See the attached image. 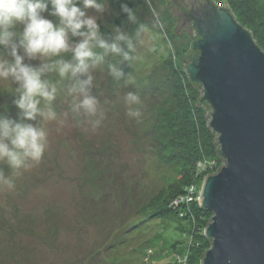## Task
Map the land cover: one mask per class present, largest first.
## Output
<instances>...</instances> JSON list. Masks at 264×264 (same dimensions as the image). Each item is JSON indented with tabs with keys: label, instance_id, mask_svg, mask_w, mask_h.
Here are the masks:
<instances>
[{
	"label": "rangeland",
	"instance_id": "rangeland-1",
	"mask_svg": "<svg viewBox=\"0 0 264 264\" xmlns=\"http://www.w3.org/2000/svg\"><path fill=\"white\" fill-rule=\"evenodd\" d=\"M118 1L107 0L97 22L111 33L120 27L133 36L143 25L140 59L122 63L125 77L114 80L107 65L119 58H106L94 90L103 126L92 131L70 117L58 133L51 124L41 162L15 177L14 191H0V264H189L201 230L206 237L213 213L202 211L199 197L205 179L225 161L206 156L203 170L194 174L192 160L174 156L191 150L196 138L201 143L194 127L209 128L210 121L204 109L193 110L194 116L180 101L186 95L194 106L203 97L181 64L193 43L191 32L177 33L170 0H129L134 23L119 20ZM214 1L245 20L239 23L264 46V0ZM128 91L140 96L138 119L127 115ZM14 99L0 85V116L18 121Z\"/></svg>",
	"mask_w": 264,
	"mask_h": 264
},
{
	"label": "clouds",
	"instance_id": "clouds-1",
	"mask_svg": "<svg viewBox=\"0 0 264 264\" xmlns=\"http://www.w3.org/2000/svg\"><path fill=\"white\" fill-rule=\"evenodd\" d=\"M106 8L107 0H0V85L13 93L21 113L18 121L0 116V165L11 172L0 168V191H14L15 177L41 162L51 124L58 133L70 117L92 131L103 126L95 73L106 58H119L107 70L112 79L122 80L120 65L140 59L138 46L147 31L141 25L133 36L114 27L105 38L97 21ZM122 10L134 23V10L126 5ZM124 103L128 117L141 116L135 107L141 103L138 93H124Z\"/></svg>",
	"mask_w": 264,
	"mask_h": 264
},
{
	"label": "water",
	"instance_id": "water-1",
	"mask_svg": "<svg viewBox=\"0 0 264 264\" xmlns=\"http://www.w3.org/2000/svg\"><path fill=\"white\" fill-rule=\"evenodd\" d=\"M213 1L169 3L177 33L190 30L193 41L195 31L187 29L193 22L200 36L190 63L192 46L181 64L202 85L208 126L225 161L205 179L199 197L213 213L205 231L211 247L201 264H264V50L229 7ZM177 3L186 9L177 11Z\"/></svg>",
	"mask_w": 264,
	"mask_h": 264
},
{
	"label": "trees",
	"instance_id": "trees-1",
	"mask_svg": "<svg viewBox=\"0 0 264 264\" xmlns=\"http://www.w3.org/2000/svg\"><path fill=\"white\" fill-rule=\"evenodd\" d=\"M224 1H226V0H224ZM215 4H217V3H215ZM124 5H126L130 9H132V5L129 2V0H119L118 6L121 10V17L119 19L120 21L127 17V14L125 12H123V10H122ZM174 5H175V3L171 4V6H173V7H174ZM217 6H218V4H217ZM176 8H177V11L180 10V12H182L183 9H186V7L184 5L179 6L178 3H177ZM221 8H223V7H221ZM227 9L230 12H232L231 8L230 9L227 8ZM245 9H248V7L246 6ZM236 20H237V18H236ZM239 21L244 23L245 20L239 18ZM187 29H192L193 31H195L193 43L197 42L200 39V36L198 35V31L195 28L194 23L192 22L191 25ZM100 32L103 36H105V38H108L112 35L111 31H109L108 29H106L104 27H100ZM256 41H258L259 45L261 44L258 37H256ZM193 46H192L191 51L187 55L188 63H190V55L192 54ZM261 48H263V50H264V46L263 47L261 46ZM187 81L190 85L194 86L195 90H196V88L199 90H202L201 84L192 83L189 77H187ZM180 101H182L186 105V108H188L187 110L190 112V114L195 116L197 113H195L193 110H196V111H198V113H201L200 110L204 109L205 115H206V113H208V116L210 117V115H209L210 105L207 102L203 101L202 97L196 98V100H195L196 104H194V106H193V103H190L191 99L189 100L188 96H186V95L184 98L181 97ZM201 115H200V117H201ZM203 115H202V118H203ZM189 123H190V121H188V124L186 126H188ZM186 126L182 127L179 130V133H182L183 130H186ZM194 128H198V130L201 132V134L199 136V138H202L201 143H199L198 141L196 143L197 138L195 136L196 140L194 139V144L191 145V148H192L191 150L190 149L186 150V151L183 150L181 153H176L174 156L178 157L177 159H180V158L183 159L184 158L187 161L192 160L193 162L191 163V168L193 170V173L199 174V173H201V171L204 168V163L206 161L205 159H207L206 156H208V157L213 156V157L217 158L219 161H223V159H222L221 154H220V146L217 142V135L215 133H213L212 130L208 127L202 128L201 126H198V127H194ZM188 153H189V155H188ZM196 153H199V157L197 155H195ZM201 209H202V211L204 210L203 208H201ZM161 212H162V210H161ZM203 232H204V229L201 230V232L199 234L202 238V242L199 243L198 246L196 247L197 250H195L193 254L191 253L189 255V258H190L189 264H200V262H202V260L204 258L205 253L208 250V248H206V245L208 243L211 245V240L208 239L207 237H205ZM197 253H200V254H197Z\"/></svg>",
	"mask_w": 264,
	"mask_h": 264
}]
</instances>
